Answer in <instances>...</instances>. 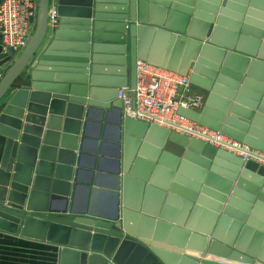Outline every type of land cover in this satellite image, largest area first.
Instances as JSON below:
<instances>
[{
	"label": "water",
	"instance_id": "1",
	"mask_svg": "<svg viewBox=\"0 0 264 264\" xmlns=\"http://www.w3.org/2000/svg\"><path fill=\"white\" fill-rule=\"evenodd\" d=\"M259 1L56 0L50 29V0H38L26 47L0 55V232L58 247L59 264H90L89 255L100 264H264V168L124 117L118 99L119 89H135L137 61L188 76L206 99L178 114L264 153V140L245 136L264 116ZM98 116L123 133L109 204L75 212L69 203L86 149L96 150L88 131ZM188 166L199 170L191 191L180 177ZM197 191L208 199L192 207ZM175 195L185 200L178 219L167 205ZM205 202L214 213L194 226L186 213Z\"/></svg>",
	"mask_w": 264,
	"mask_h": 264
},
{
	"label": "built area",
	"instance_id": "2",
	"mask_svg": "<svg viewBox=\"0 0 264 264\" xmlns=\"http://www.w3.org/2000/svg\"><path fill=\"white\" fill-rule=\"evenodd\" d=\"M38 0H2L0 2L1 48L15 56L26 47L36 26ZM55 11H49V28L56 27ZM134 90L119 89L118 99L124 117L155 124L182 136L197 139L264 168V153L212 131L178 114L179 108L199 110L204 96L190 84L189 77L137 61Z\"/></svg>",
	"mask_w": 264,
	"mask_h": 264
},
{
	"label": "crops",
	"instance_id": "3",
	"mask_svg": "<svg viewBox=\"0 0 264 264\" xmlns=\"http://www.w3.org/2000/svg\"><path fill=\"white\" fill-rule=\"evenodd\" d=\"M2 0H0L1 2ZM55 2L56 0H50V7L55 11ZM236 4H242L239 1H235ZM259 5L261 8L264 5V0H260ZM249 9L247 7L246 11ZM252 15H260L259 10L252 9ZM206 12V11H204ZM232 15H236L235 12H230L228 15V20H233L234 17ZM243 15H250L247 12ZM259 21V19L255 17L249 18L248 25L252 28L257 27L255 22ZM1 48V35H0V55H2ZM196 90V89H195ZM196 92H198L196 90ZM13 95V94H12ZM204 101L206 99V95L203 93ZM203 104L201 107H203ZM201 109V108H200ZM199 109V110H200ZM254 119V118H253ZM253 121V120H252ZM92 125H90V130L88 131V139L92 142H96V150L93 148H87L84 153V161L82 165V177L81 182L75 189V195L73 202L69 203V206L73 207L75 212H82L86 209L93 210H102L108 206V201L110 198L109 191H111L112 185V172L115 166L116 160V148L117 139H119V143H123V133L118 129V126L115 124L114 119L111 117L107 120L100 117H96L92 120ZM101 125H98V124ZM247 132L245 136L250 132V135L256 141L262 142L264 140V116L259 121L258 124H248ZM4 149V139L0 136V160L3 154ZM93 150V151H90ZM94 158V160H87L88 158ZM143 158V157H142ZM198 168H194L192 166H188L187 174H182L183 180L187 183L183 185L186 187L188 191H191L190 185H194L196 183V178L199 176ZM98 175V184L95 186L94 180L96 178L95 175ZM205 175H202V182L206 179ZM89 182H92L89 183ZM182 184V183H181ZM202 184V183H201ZM235 187V183L233 185ZM251 191H247L246 188L242 190L241 197H238V201L240 205H247L248 202L246 198L251 196ZM195 200L192 203V207L197 205V199L200 196L207 198L208 196L201 195V192L197 191L195 194ZM175 199L172 202H168L167 205L171 208L174 219H178L183 212L184 201L183 199H179L180 196L175 195ZM208 199V198H207ZM257 201V200H256ZM208 202V201H207ZM199 204L198 209L192 212L193 209L188 210L185 216V219L190 220L191 216H193L194 226L205 227L208 225V218L210 215H213V210L206 204ZM252 213L253 206L251 204ZM249 214V215H250ZM46 216V215H41ZM219 223V218H215L214 222L211 224V231L217 226ZM240 232L236 233L239 236ZM255 235H250L245 238V242L247 244H252ZM59 251L60 249L56 246L48 244L46 242H38L29 239H23L16 235H10L6 233L0 232V264H59ZM91 254V253H89ZM90 264H100L102 258L100 255H89Z\"/></svg>",
	"mask_w": 264,
	"mask_h": 264
}]
</instances>
